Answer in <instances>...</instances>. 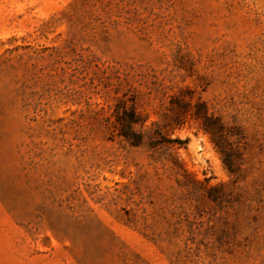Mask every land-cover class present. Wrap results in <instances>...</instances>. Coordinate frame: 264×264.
I'll use <instances>...</instances> for the list:
<instances>
[{"label":"rangeland","instance_id":"1","mask_svg":"<svg viewBox=\"0 0 264 264\" xmlns=\"http://www.w3.org/2000/svg\"><path fill=\"white\" fill-rule=\"evenodd\" d=\"M0 264H264V0H0Z\"/></svg>","mask_w":264,"mask_h":264},{"label":"trees","instance_id":"2","mask_svg":"<svg viewBox=\"0 0 264 264\" xmlns=\"http://www.w3.org/2000/svg\"><path fill=\"white\" fill-rule=\"evenodd\" d=\"M130 122H133L135 119L134 117V113H131L130 114ZM122 132L124 135H126L127 137H133L135 142H138L140 140V137L137 133H135L134 131H131V126L130 124L129 125H124L123 128H122Z\"/></svg>","mask_w":264,"mask_h":264}]
</instances>
